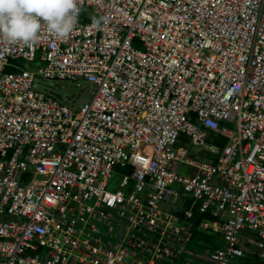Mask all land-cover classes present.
<instances>
[{
	"label": "built area",
	"instance_id": "obj_1",
	"mask_svg": "<svg viewBox=\"0 0 264 264\" xmlns=\"http://www.w3.org/2000/svg\"><path fill=\"white\" fill-rule=\"evenodd\" d=\"M81 7L67 38L0 37V264H187L194 247L264 264V0ZM35 76L94 91L74 110Z\"/></svg>",
	"mask_w": 264,
	"mask_h": 264
},
{
	"label": "clouds",
	"instance_id": "obj_2",
	"mask_svg": "<svg viewBox=\"0 0 264 264\" xmlns=\"http://www.w3.org/2000/svg\"><path fill=\"white\" fill-rule=\"evenodd\" d=\"M82 0H0V37L10 44L34 45L40 32L67 38L76 28ZM106 17L94 20L99 25Z\"/></svg>",
	"mask_w": 264,
	"mask_h": 264
},
{
	"label": "rangeland",
	"instance_id": "obj_3",
	"mask_svg": "<svg viewBox=\"0 0 264 264\" xmlns=\"http://www.w3.org/2000/svg\"><path fill=\"white\" fill-rule=\"evenodd\" d=\"M139 50L141 49L139 48ZM42 65L43 64L41 62L36 60L31 64L24 62L21 67L24 69L33 70V68L42 67ZM34 85L37 90L52 96L56 100L74 110L79 109L82 102L89 101L92 92L94 91L93 85L88 84L82 79H77L74 81H51L43 79L41 76H35ZM229 128L232 127L230 126ZM179 147L185 148L186 144L179 140L176 148ZM213 151L217 152L218 150L214 148ZM189 155L200 162L206 161L210 158V153L204 147L201 149L191 147L189 150ZM186 170V168L181 167L179 172L184 174ZM118 180L119 176L112 174L110 188H115ZM160 209L165 210L167 209V206L160 207ZM189 251L190 254H188L185 258L187 264H212L209 260L208 252L203 251V249L194 247L190 248ZM172 264H183V262L178 260L174 261Z\"/></svg>",
	"mask_w": 264,
	"mask_h": 264
},
{
	"label": "trees",
	"instance_id": "obj_4",
	"mask_svg": "<svg viewBox=\"0 0 264 264\" xmlns=\"http://www.w3.org/2000/svg\"><path fill=\"white\" fill-rule=\"evenodd\" d=\"M13 63H15V64H17L18 66H22L23 65V61H21V60H18V61H13ZM22 68V67H21ZM211 145H213V147L215 148V149H217L218 151L223 147V145H224V142H219V141H213V143L211 144ZM217 151V152H218ZM215 152V151H214ZM217 152H215V153H217ZM186 207H188V205L186 204ZM201 219H205V220H211V218L209 217V216H207V215H203V216H198V215H196V213H194V221H196V222H198V221H200ZM198 236H197V238H196V241L198 242V243H201V244H207V245H213V243H214V240H216V236H209V235H207V234H201V233H198L197 234ZM248 258L246 259V262L247 261H249V262H255V263H258V261L257 260H255V259H253L252 257H249V256H247Z\"/></svg>",
	"mask_w": 264,
	"mask_h": 264
}]
</instances>
